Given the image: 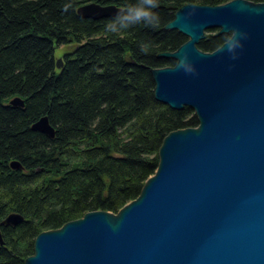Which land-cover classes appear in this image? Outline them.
I'll use <instances>...</instances> for the list:
<instances>
[{"label":"trees","instance_id":"1","mask_svg":"<svg viewBox=\"0 0 264 264\" xmlns=\"http://www.w3.org/2000/svg\"><path fill=\"white\" fill-rule=\"evenodd\" d=\"M228 1L159 0L155 26L116 35L105 27L113 17H83L78 8L136 0H0V223L11 212L24 216L0 225V264H25L42 231L89 211L118 213L141 194L164 138L199 125L193 108L155 97L152 69L176 64L159 53L188 40L166 25L185 4ZM229 37L209 34L198 46L213 51ZM72 42L57 69L56 46ZM16 95L24 107L9 103ZM44 115L54 137L32 128ZM13 160L23 167L13 169Z\"/></svg>","mask_w":264,"mask_h":264},{"label":"water","instance_id":"2","mask_svg":"<svg viewBox=\"0 0 264 264\" xmlns=\"http://www.w3.org/2000/svg\"><path fill=\"white\" fill-rule=\"evenodd\" d=\"M120 9L89 2L78 14L100 19ZM166 28L188 40L159 53L176 64L152 70L155 97L193 108L199 125L164 138L137 198L116 214L89 211L42 231L25 264H264V1L188 3ZM216 28L230 38L213 51L199 48L205 30ZM9 103L25 106L20 95ZM32 128L56 134L47 115ZM23 220L11 212L0 225Z\"/></svg>","mask_w":264,"mask_h":264},{"label":"clouds","instance_id":"3","mask_svg":"<svg viewBox=\"0 0 264 264\" xmlns=\"http://www.w3.org/2000/svg\"><path fill=\"white\" fill-rule=\"evenodd\" d=\"M158 6L159 0H136L135 3L127 4L106 23V31L120 35L137 25L155 26L158 23V15L153 10ZM116 24L120 27L117 28Z\"/></svg>","mask_w":264,"mask_h":264},{"label":"rangeland","instance_id":"4","mask_svg":"<svg viewBox=\"0 0 264 264\" xmlns=\"http://www.w3.org/2000/svg\"><path fill=\"white\" fill-rule=\"evenodd\" d=\"M217 31H218V29H207V30H205V34L206 35L215 34V33H217ZM76 46H77L76 42L61 44V45L56 46V48H55L56 58L58 59V58L64 57L67 54L72 53L74 51V49L76 48ZM57 69H59V68H57Z\"/></svg>","mask_w":264,"mask_h":264},{"label":"bare ground","instance_id":"5","mask_svg":"<svg viewBox=\"0 0 264 264\" xmlns=\"http://www.w3.org/2000/svg\"><path fill=\"white\" fill-rule=\"evenodd\" d=\"M216 29H218V31H219V28H216ZM218 31H217V32H218ZM215 35H216V33H215ZM206 36H207V35H206ZM216 36H217V35H216ZM230 36H231V34H230ZM205 38H206V37H205ZM229 38H230V37H229ZM201 41H202V40H201ZM198 47H199V46H198ZM154 69H155V68H154ZM152 70H153V69H152Z\"/></svg>","mask_w":264,"mask_h":264}]
</instances>
